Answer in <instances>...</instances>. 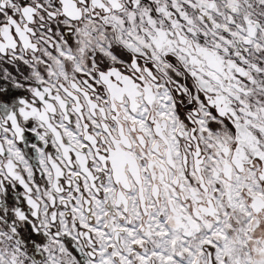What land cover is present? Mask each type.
<instances>
[{
    "label": "snow or ice",
    "instance_id": "obj_1",
    "mask_svg": "<svg viewBox=\"0 0 264 264\" xmlns=\"http://www.w3.org/2000/svg\"><path fill=\"white\" fill-rule=\"evenodd\" d=\"M0 264H264V0H0Z\"/></svg>",
    "mask_w": 264,
    "mask_h": 264
}]
</instances>
